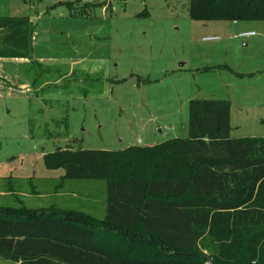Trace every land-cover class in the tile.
I'll use <instances>...</instances> for the list:
<instances>
[{
    "label": "rangeland",
    "instance_id": "1",
    "mask_svg": "<svg viewBox=\"0 0 264 264\" xmlns=\"http://www.w3.org/2000/svg\"><path fill=\"white\" fill-rule=\"evenodd\" d=\"M188 9V0H0V18L25 17L33 34L31 59L13 62L0 93L1 210L103 219L105 182L65 180L44 156L185 138L191 100L228 101L234 135L264 127V22H194ZM244 32L255 36L236 38Z\"/></svg>",
    "mask_w": 264,
    "mask_h": 264
},
{
    "label": "trees",
    "instance_id": "2",
    "mask_svg": "<svg viewBox=\"0 0 264 264\" xmlns=\"http://www.w3.org/2000/svg\"><path fill=\"white\" fill-rule=\"evenodd\" d=\"M188 3L194 22H264V0ZM30 31L25 17L0 18V59L30 60ZM230 108L225 100H191L187 136L151 147L56 148L44 156L48 170H62L65 180L105 182L104 218L0 209V259L264 264V139L231 138Z\"/></svg>",
    "mask_w": 264,
    "mask_h": 264
},
{
    "label": "crops",
    "instance_id": "3",
    "mask_svg": "<svg viewBox=\"0 0 264 264\" xmlns=\"http://www.w3.org/2000/svg\"><path fill=\"white\" fill-rule=\"evenodd\" d=\"M70 5V4H69ZM74 7H71L69 10L70 11H72V9H73ZM29 23H30V21H29ZM238 23H240V22H232V24L233 25H237ZM30 27H31V23H30ZM31 30V29H30ZM31 35H33V34H31ZM32 40H33V36H32V38H31V42H32ZM32 57V56H31ZM14 61H19V62H22V63H20L19 65H21V64H26V60H24V59H0V64L1 65H3V66H5L6 67V69L5 70H2V71H0V93L1 92H5V93H7L8 91L6 90V88H4V85L6 84H8V81H9V79H14L15 80V76L13 75V74H11V73H14L12 70H11V68L10 67H12L13 65V62ZM38 65H40L41 63H42V60L41 59H38L37 61H35ZM9 67V68H8ZM4 84V85H3ZM5 85V86H6ZM25 85H22V87H24ZM231 110V109H230ZM229 124H230V137L231 138H233V139H244V138H249V139H256V138H261V139H264V127H262L261 129H260V131L259 132H257V133H255V134H238V136L237 135H234L233 133L234 132H238V128H233L232 127V125H231V111H230V122H229ZM261 125L262 126H264V121L261 123ZM187 128H188V124H187ZM141 145V144H140ZM152 146H154V145H152ZM149 147H151V146H149ZM41 209V208H40ZM5 261V260H4ZM1 264V263H0ZM3 264H19V263H12V262H8V261H5Z\"/></svg>",
    "mask_w": 264,
    "mask_h": 264
},
{
    "label": "built area",
    "instance_id": "4",
    "mask_svg": "<svg viewBox=\"0 0 264 264\" xmlns=\"http://www.w3.org/2000/svg\"><path fill=\"white\" fill-rule=\"evenodd\" d=\"M81 4H91V3H103L106 0H78ZM255 34L253 32H244V33H240L236 36V38L238 39H248L251 37H254ZM214 41H218V38L216 37H211V38H205L203 39V42H214ZM137 144H140V142L138 141Z\"/></svg>",
    "mask_w": 264,
    "mask_h": 264
}]
</instances>
